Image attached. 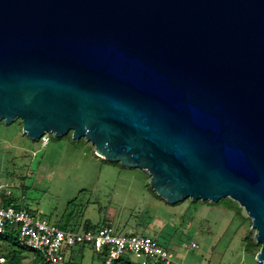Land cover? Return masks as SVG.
<instances>
[{
	"label": "water",
	"instance_id": "95a60500",
	"mask_svg": "<svg viewBox=\"0 0 264 264\" xmlns=\"http://www.w3.org/2000/svg\"><path fill=\"white\" fill-rule=\"evenodd\" d=\"M86 139L170 204L243 207L264 263V0H0V121Z\"/></svg>",
	"mask_w": 264,
	"mask_h": 264
},
{
	"label": "rangeland",
	"instance_id": "374dc122",
	"mask_svg": "<svg viewBox=\"0 0 264 264\" xmlns=\"http://www.w3.org/2000/svg\"><path fill=\"white\" fill-rule=\"evenodd\" d=\"M0 184L21 208L60 228L83 231L111 224L121 234L158 239L179 264H264L256 258L260 248L245 251V237L255 238L256 231L237 201L170 204L152 191L148 172L105 162L89 141L75 140L72 133L33 141L23 133L21 120L0 121ZM230 200L243 218L228 207ZM18 244L27 249L21 264H36L39 252ZM8 248L0 243V257L7 258L2 251ZM64 255L62 264H102L90 246L65 248Z\"/></svg>",
	"mask_w": 264,
	"mask_h": 264
},
{
	"label": "built area",
	"instance_id": "2783aa9c",
	"mask_svg": "<svg viewBox=\"0 0 264 264\" xmlns=\"http://www.w3.org/2000/svg\"><path fill=\"white\" fill-rule=\"evenodd\" d=\"M0 184V235L16 233L25 246L42 254L49 264H62L65 248L90 246L105 255L104 264H118L132 257L138 264H179L174 254L158 239L138 234H121L111 224L83 231L60 228L24 208L6 205ZM192 248H198L196 243ZM4 257L0 263H5Z\"/></svg>",
	"mask_w": 264,
	"mask_h": 264
},
{
	"label": "trees",
	"instance_id": "16d2710c",
	"mask_svg": "<svg viewBox=\"0 0 264 264\" xmlns=\"http://www.w3.org/2000/svg\"><path fill=\"white\" fill-rule=\"evenodd\" d=\"M104 161L109 162L106 160H104ZM119 165H120V163H119ZM152 191L155 193V191L153 189H152ZM155 195H156V193H155ZM3 200H4V203L6 205H12V206H15L17 208H21L20 205L16 204V202L14 200L9 199L8 197H3ZM230 201H231V203L228 207L235 212L236 216H241L243 218L242 209L240 208V206L237 203L234 205V201H232V200H230ZM206 203H208V202H206ZM193 204H196L195 206L197 207L201 204V201L194 202ZM87 229H89V228H87ZM19 240L20 239L16 233L0 235V243H5L6 245L8 244L10 247V248L2 251L3 254H5L7 256V258L4 256L3 257L5 258L6 261L8 259L10 264H21V256L27 252V249L19 246V244H18ZM244 242H245V251L249 254H253L257 249L261 248V244L256 242L252 233H249L245 237ZM165 247H167V246H165ZM99 256L102 260V264H104L105 255L99 254ZM36 260H37L36 264H49L46 261L45 257L40 253L36 257ZM118 264H134V263H131L128 259H121Z\"/></svg>",
	"mask_w": 264,
	"mask_h": 264
}]
</instances>
